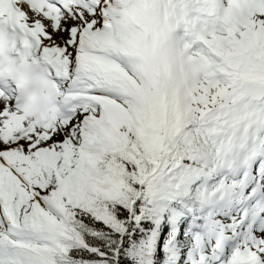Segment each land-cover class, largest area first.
<instances>
[{
  "label": "snow or ice",
  "instance_id": "6c2138e0",
  "mask_svg": "<svg viewBox=\"0 0 264 264\" xmlns=\"http://www.w3.org/2000/svg\"><path fill=\"white\" fill-rule=\"evenodd\" d=\"M0 264H264V0H0Z\"/></svg>",
  "mask_w": 264,
  "mask_h": 264
}]
</instances>
